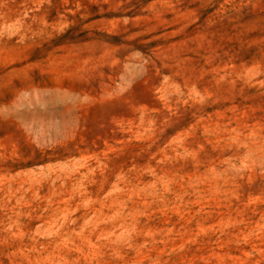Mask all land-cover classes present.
I'll return each instance as SVG.
<instances>
[{"label": "rangeland", "instance_id": "obj_1", "mask_svg": "<svg viewBox=\"0 0 264 264\" xmlns=\"http://www.w3.org/2000/svg\"><path fill=\"white\" fill-rule=\"evenodd\" d=\"M0 264H264V0H0Z\"/></svg>", "mask_w": 264, "mask_h": 264}]
</instances>
